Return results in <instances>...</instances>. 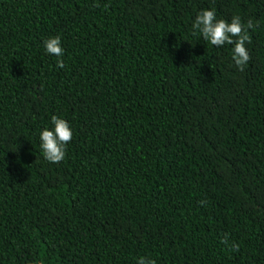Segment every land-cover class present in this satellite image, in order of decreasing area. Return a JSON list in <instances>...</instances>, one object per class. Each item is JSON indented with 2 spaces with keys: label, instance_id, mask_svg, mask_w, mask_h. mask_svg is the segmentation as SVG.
Returning <instances> with one entry per match:
<instances>
[{
  "label": "trees",
  "instance_id": "trees-1",
  "mask_svg": "<svg viewBox=\"0 0 264 264\" xmlns=\"http://www.w3.org/2000/svg\"><path fill=\"white\" fill-rule=\"evenodd\" d=\"M206 8L252 22L243 71ZM141 257L264 264V0H0V264Z\"/></svg>",
  "mask_w": 264,
  "mask_h": 264
},
{
  "label": "clouds",
  "instance_id": "clouds-1",
  "mask_svg": "<svg viewBox=\"0 0 264 264\" xmlns=\"http://www.w3.org/2000/svg\"><path fill=\"white\" fill-rule=\"evenodd\" d=\"M253 24L245 25L239 16H233L230 21L218 19L214 9L199 11L192 23V34L201 36L210 45L217 48L230 45L231 59L240 71H243L250 60L246 47L250 43L248 29ZM44 50L48 55L57 58V67H63L64 48L59 36L49 37L43 41ZM73 138V130L69 122L59 116L51 118V126L44 127L39 132V146L45 160L56 164L66 156V147ZM235 247V245H233ZM137 264H155L151 258L141 257Z\"/></svg>",
  "mask_w": 264,
  "mask_h": 264
}]
</instances>
